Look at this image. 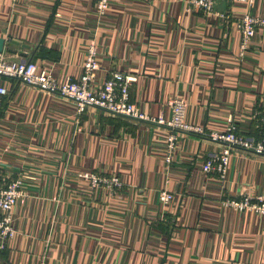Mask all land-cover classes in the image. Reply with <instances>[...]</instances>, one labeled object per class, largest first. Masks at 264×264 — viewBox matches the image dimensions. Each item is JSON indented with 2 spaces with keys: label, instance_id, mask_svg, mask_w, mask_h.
<instances>
[{
  "label": "crops",
  "instance_id": "0c3cea01",
  "mask_svg": "<svg viewBox=\"0 0 264 264\" xmlns=\"http://www.w3.org/2000/svg\"><path fill=\"white\" fill-rule=\"evenodd\" d=\"M243 5L216 0L213 13L186 0H0V38L9 60L79 79L98 43V88L113 72L136 78L131 101L154 118L183 99L188 123L223 130L230 117L254 139L263 130L264 23L239 58ZM251 14L264 21V0ZM221 15L225 18L220 17ZM0 179H19L26 196L13 212L17 232L0 264H264V215L226 204L264 197V156L233 149L226 179L204 163L223 145L206 135L90 108L0 78ZM118 176L111 194L83 177ZM174 195L164 205L160 193Z\"/></svg>",
  "mask_w": 264,
  "mask_h": 264
},
{
  "label": "built area",
  "instance_id": "2783aa9c",
  "mask_svg": "<svg viewBox=\"0 0 264 264\" xmlns=\"http://www.w3.org/2000/svg\"><path fill=\"white\" fill-rule=\"evenodd\" d=\"M228 1L231 4L243 5L244 7V12L237 19L235 25L240 34L238 57L244 58L250 48L252 39L256 35L257 27L263 24L264 21L251 14L254 0ZM186 3L189 11L199 10L204 13H213L216 6V0H186ZM95 8L98 16H104L110 8V0H95ZM220 17L225 18L223 15ZM99 69L98 43L95 38L90 41L87 48L79 79L69 76L59 79L51 72L40 69L34 62L20 59L9 60L5 54L0 53V78L19 80L32 88L67 98L74 104L78 114H82L90 108H95L113 116H124L169 127L173 134L169 137L167 163L172 162V153L175 150L178 133L206 135L211 141L223 145L222 151L211 155L203 165L205 173H217L222 180L227 177L233 149H242L264 156V113L260 116L263 134L259 140L242 135L233 117L229 118L225 129L211 132L188 123L187 104L183 99H174L170 102V119H166L163 116L159 118L150 117L141 112L139 107L131 101L130 86L132 82L136 81V78L126 77L120 72H113L102 86L96 88L93 83ZM7 93V89L0 86V98ZM83 177L91 182L92 188L106 187L111 194H115L124 185L116 175L102 177L85 173ZM26 195L21 178L0 179V252L7 249L8 243L17 234L13 226V212L18 201ZM160 200L164 205H167L174 200V195L164 190L160 193ZM226 204L240 211L248 210L264 215V197H258L255 202L247 197L241 201H228Z\"/></svg>",
  "mask_w": 264,
  "mask_h": 264
},
{
  "label": "water",
  "instance_id": "95a60500",
  "mask_svg": "<svg viewBox=\"0 0 264 264\" xmlns=\"http://www.w3.org/2000/svg\"><path fill=\"white\" fill-rule=\"evenodd\" d=\"M5 46H6V40L0 38V53H3L5 51Z\"/></svg>",
  "mask_w": 264,
  "mask_h": 264
},
{
  "label": "trees",
  "instance_id": "16d2710c",
  "mask_svg": "<svg viewBox=\"0 0 264 264\" xmlns=\"http://www.w3.org/2000/svg\"><path fill=\"white\" fill-rule=\"evenodd\" d=\"M258 121H259V123L258 124H260L261 125V128H262V130H263V126H262V123H261V119H260V117H258ZM240 132V131H239ZM242 134V133H241ZM257 139H261V137H258ZM6 250V249H5ZM4 251V250H3Z\"/></svg>",
  "mask_w": 264,
  "mask_h": 264
}]
</instances>
